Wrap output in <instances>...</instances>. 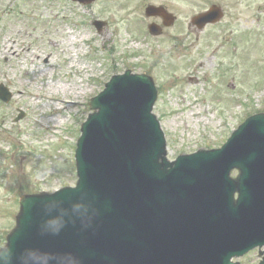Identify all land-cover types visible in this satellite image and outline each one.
<instances>
[{"label": "rangeland", "instance_id": "rangeland-1", "mask_svg": "<svg viewBox=\"0 0 264 264\" xmlns=\"http://www.w3.org/2000/svg\"><path fill=\"white\" fill-rule=\"evenodd\" d=\"M144 1L178 15L168 36L142 33ZM211 3L225 12L220 23L191 26ZM97 19L108 20L98 37ZM86 52L91 60L81 59ZM127 68L161 87L153 110L170 158L219 147L248 107L264 109V0H0V83L14 93L0 102V246L23 193L75 183L82 118L74 116L85 118L90 96Z\"/></svg>", "mask_w": 264, "mask_h": 264}, {"label": "water", "instance_id": "water-1", "mask_svg": "<svg viewBox=\"0 0 264 264\" xmlns=\"http://www.w3.org/2000/svg\"><path fill=\"white\" fill-rule=\"evenodd\" d=\"M214 9L194 18L193 23L201 27L214 20ZM162 10L151 6L146 12L164 15ZM165 19V24L170 23V16ZM151 29L160 32L155 25ZM127 76L116 77L104 95ZM137 78L140 104L133 100L129 105H118L104 119L97 117L98 128L93 116L88 120L86 126L92 120L91 138H86L85 129L76 151L77 187L22 199L17 227L0 251V264H26L29 256L24 247L29 243L42 249L41 264H233L230 258L246 250L228 243L200 247L198 240H209L201 237L213 234L209 230L218 226L220 215L212 210L205 216L200 212L204 211V202H190L191 188L185 182L191 173L183 169V165L206 163L202 164L197 185L211 201L222 203L226 195L232 202L236 182L228 175L238 159L241 131L234 132L219 150L183 156L176 165L168 163L163 134L150 112L155 91L150 79ZM248 123L251 119L244 126ZM247 138H242V151ZM251 149L253 185L260 196L264 195V141L252 139ZM170 184L178 191L168 190ZM223 215L228 223L235 224V213ZM249 223L253 231L264 229V215ZM148 224L155 227L153 238L142 243L141 237L150 229L142 225ZM204 224L210 225L204 227L209 230L198 226ZM223 229L234 232L230 227ZM225 241L233 243V238ZM31 249L37 253L35 247Z\"/></svg>", "mask_w": 264, "mask_h": 264}, {"label": "flooded vegetation", "instance_id": "flooded-vegetation-1", "mask_svg": "<svg viewBox=\"0 0 264 264\" xmlns=\"http://www.w3.org/2000/svg\"><path fill=\"white\" fill-rule=\"evenodd\" d=\"M146 2L144 1L142 4H145ZM169 9V8H168ZM170 10V9H169ZM171 11V10H170ZM171 12H173V11H171ZM151 21H155L156 23H158V24H160L161 22H162V20H161V18H159V17H154V18H152V19H150ZM177 22V20L175 21V23ZM175 23H174V25H175ZM173 25V26H174ZM172 26V27H173ZM171 27V28H172ZM171 28H164L163 29V34H162V36H159V37H164V36H168L169 35V31L171 30Z\"/></svg>", "mask_w": 264, "mask_h": 264}]
</instances>
